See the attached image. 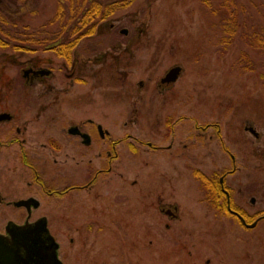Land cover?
Returning a JSON list of instances; mask_svg holds the SVG:
<instances>
[{"label": "rangeland", "instance_id": "1", "mask_svg": "<svg viewBox=\"0 0 264 264\" xmlns=\"http://www.w3.org/2000/svg\"><path fill=\"white\" fill-rule=\"evenodd\" d=\"M124 1L77 44L76 51L108 56L93 76L71 85L60 56L37 44L58 36L61 0H0L8 43L0 47V109L22 121L49 106L51 113L32 124L31 140L63 144L57 153L38 147L29 156L41 182L62 190L87 180L89 161L98 169L107 163L109 143L79 146L66 136L71 121L92 118L115 143L109 175L91 190L53 198L33 184L14 147L2 148L0 194L13 199L15 189L40 202L31 220L46 217L63 264H264V218L248 229L233 215L208 211L194 177L198 171L219 183L233 171L224 179L231 210L252 217L248 224L264 216V52L242 38L264 29V0H234L230 44L224 0ZM32 64L53 75L29 91L23 68ZM175 65L183 70L179 79L160 87ZM5 132L0 128V141ZM17 216L25 214L0 204V230Z\"/></svg>", "mask_w": 264, "mask_h": 264}, {"label": "flooded vegetation", "instance_id": "2", "mask_svg": "<svg viewBox=\"0 0 264 264\" xmlns=\"http://www.w3.org/2000/svg\"><path fill=\"white\" fill-rule=\"evenodd\" d=\"M91 37V36H90ZM88 38V37H84ZM83 38V39H84ZM82 40V39H81ZM79 40L73 48L70 50V52L67 55L60 56L63 60L61 63V69L66 71V73L63 74V76L67 79L72 81L71 85L74 84V81L77 80L78 82H81L87 78V76H93L92 74L95 73L97 67L99 65V60L103 62L106 56L108 54H101L99 55L95 51L91 52H79L76 51L75 48L77 47V44L81 41ZM23 66L28 65L22 64ZM21 65V66H22ZM44 70V71H42ZM44 73H47L44 75ZM53 75V71L51 69H42L37 68L36 64H32L31 66H27L26 68H23V79H26L28 85L27 89L29 91L32 90V88L35 86L34 83L41 82L44 80V77H48ZM161 80V79H160ZM173 84H159L160 87H167L172 86ZM12 89V88H11ZM10 89V90H11ZM3 96L0 98V103L2 101ZM49 106L47 105H39L36 111V115L29 117L28 119L20 121L19 118L15 115L9 112L7 109H0V128L4 129L6 127V134H8L7 139L4 141H0V150L3 149H9L14 147V152H18L21 156L22 165L25 166V168H30V172L33 177V184L38 186L42 194L48 196L49 198H53L56 196L65 197L69 195L70 193L76 192V191H86L91 190L94 185L97 183L100 175H109L111 173V151L114 152V146L115 143L113 141H109L112 137L109 136L108 132L103 130H99V124L95 122L92 118H86L84 120L76 122L71 121V125L67 127L66 130V136L71 138L78 139L79 146H84L86 149H91L93 145H96L97 139L101 138L103 141L106 140L109 143V149L106 151V156L108 158L107 163L103 164L100 169L93 167L92 161H89L90 166V172L87 174L86 181L82 182L81 184H71L70 186L66 187L65 189H57L53 188L54 186L45 184L41 182V177L36 171V169L31 168V163L29 156L34 155L36 152L35 149L38 147L43 150H49L54 151L57 153L60 151L63 147V144L60 140L54 138V137H48L47 142L40 143L37 147V144L32 142V124L38 123L40 119L46 118L43 114L44 113H51V110L48 109ZM55 107V106H53ZM14 126V128H13ZM172 130V127H170ZM44 135V134H42ZM149 148L154 149L156 147H152L149 144L147 145ZM79 151V149H78ZM17 154H14V156H18ZM18 160V158H17ZM14 172H16V167L14 166ZM233 171H228L224 173L222 176L228 175L232 173ZM225 179V178H224ZM222 186V192L225 197L224 191H226L225 187L223 186V183L220 184ZM28 187H31V183L28 184ZM225 201L227 204V210L230 215H233L239 219V216H241L236 211L231 210L230 203H227L226 197ZM24 202V203H23ZM19 203H22L18 205ZM0 204H4L8 208H14V213L19 212L24 215L25 217L23 220H20L21 218L15 217L13 220H8L5 223V226L2 230H0V235L7 237L8 234L6 233V226L8 223L12 222L16 226H24L26 224H33L36 221H38L41 218H45L46 224L47 219L45 216H41L35 220H31L32 218V212L37 210L40 206V202L33 196V195H18L17 192L14 189V198L13 199H4V196L0 194ZM37 204V206H35ZM165 214L170 217L172 212L165 211ZM257 220V219H256ZM48 229V224H47ZM49 231V229H48ZM50 233V231H49ZM51 235V233H50ZM52 236V235H51ZM53 237V236H52ZM54 238V237H53ZM55 240V239H54ZM56 242V241H55ZM57 244V242H56ZM58 245V244H57ZM56 257L59 260L60 264H63V260L60 259L59 256V245L56 250Z\"/></svg>", "mask_w": 264, "mask_h": 264}, {"label": "trees", "instance_id": "3", "mask_svg": "<svg viewBox=\"0 0 264 264\" xmlns=\"http://www.w3.org/2000/svg\"><path fill=\"white\" fill-rule=\"evenodd\" d=\"M201 1L207 4V0ZM124 2V0H61L54 19L59 24L58 36H53L48 41L44 39L43 41L38 40L37 44L40 43V45L43 44V46L49 47L59 56H68L70 50L79 40L94 34L98 21H104L118 10L124 8L126 5H121ZM64 3L68 5L69 17L66 23L64 22L66 14ZM221 6L227 10V17L224 18L222 27L225 29L223 33L228 36V39L224 40V42L230 44L233 33L236 31L238 20L237 7L234 0H224ZM0 20L2 19L0 18ZM2 35V29L0 28V47H5L8 43L2 39ZM23 36L26 37V41L31 40L29 43H36L32 41L31 36H27V34ZM63 37L69 38L64 40L65 38ZM243 37L250 48L259 49L264 52V29L258 28L249 34L244 33ZM21 48L15 47L16 50H24V47ZM194 177L199 182V190L203 194L207 210L221 216L228 215L226 201L220 204V198L224 196L220 183L214 177H207L198 171H194ZM241 216L245 220H251L252 218L247 217L245 214Z\"/></svg>", "mask_w": 264, "mask_h": 264}, {"label": "water", "instance_id": "4", "mask_svg": "<svg viewBox=\"0 0 264 264\" xmlns=\"http://www.w3.org/2000/svg\"><path fill=\"white\" fill-rule=\"evenodd\" d=\"M180 73L181 68L179 66L172 67L160 80V84L174 83ZM99 130L101 131L100 126ZM247 130L258 138L257 133L252 128ZM223 179L224 176L220 178V184L223 183ZM224 193L227 203H229L228 192L224 191ZM20 204L22 203L18 205ZM170 217L172 218V216ZM239 219L248 229L254 228L257 224L255 221L248 225L242 217L239 216ZM6 233L8 238L0 235V264H60L56 257L58 245L47 229L45 218L24 226H16L10 222L6 226Z\"/></svg>", "mask_w": 264, "mask_h": 264}]
</instances>
